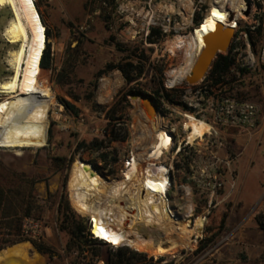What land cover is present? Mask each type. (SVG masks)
Listing matches in <instances>:
<instances>
[{"label": "rangeland", "instance_id": "rangeland-1", "mask_svg": "<svg viewBox=\"0 0 264 264\" xmlns=\"http://www.w3.org/2000/svg\"><path fill=\"white\" fill-rule=\"evenodd\" d=\"M191 1L193 12L189 16L181 0H117V11L108 28L101 12L91 11L94 5L86 8L88 0H34L45 27L46 45L50 44L52 69L43 71L42 79L47 85L39 88L42 91L36 96L12 98L0 94V136L4 141L0 162L8 170L24 176L18 183L24 194L30 191L29 180L36 182L33 194L37 198L36 206L42 210L35 211L32 218L19 213L7 222L14 227L21 226L25 236H37L39 242L52 247L53 257L49 258L37 252L31 243H20L26 248V244L31 245L30 254L40 260L39 264H112L118 260L116 252L120 248L145 255L144 264H264V231L256 219L258 216L264 219V63L259 56L264 34V0H252L250 16L244 15L238 28L239 33L248 27L254 28L251 30L256 45L249 38L237 40L239 51H232L235 65L225 81L213 86L207 75L204 81L193 85L195 89L205 86L235 89L240 99L260 108L255 128L247 130L221 124L215 127L217 135L212 131L207 144L195 142L188 153L183 150L176 155L173 151L167 156L172 166L168 192L172 208L186 215L187 207L192 206L191 213L185 217L190 239L180 240L178 234L172 237L156 233L154 237H160L172 248L155 254L127 246H98L85 238L82 243L74 244L69 231L62 230L64 215L58 212V206L63 196L77 217L86 220V232L95 239L91 216L79 212L73 202V165L80 161L96 164L100 175L108 181L122 178L126 171L123 161L141 143L138 124L145 119L140 114H145L148 120L156 117L131 92L156 98L158 115L165 117V120L162 117L164 127L175 131L177 143L187 138L183 130L186 119L177 106L186 100L190 85L184 81L175 86L170 84L172 77L187 63V54L170 43L177 38L186 40L197 28L196 18L204 19L211 3V0ZM12 18L10 7L0 6V86L13 75V55L18 49V44H12L5 35ZM261 23L263 31L259 36L254 30ZM152 28L164 34L163 38L156 35L155 43L147 40ZM139 59L146 64L144 74L128 84L117 66L129 60L137 64ZM72 65L73 73L60 85L59 73ZM109 65L116 68L106 70ZM115 74L121 76L124 85L109 104H102L99 97L108 91L103 88V82L113 79ZM50 92L52 106L51 98L48 105L43 96ZM69 94L80 100L75 101ZM125 97L117 116L123 118L128 140L106 141L105 145L110 147L102 151L80 147L81 143L106 139L109 120L105 114ZM61 98L78 107L77 117L65 110ZM3 129L17 143L7 145L1 133ZM107 153L109 157L104 162L102 154ZM108 205L109 200L103 202L100 210ZM114 212L119 214L118 209ZM200 218L204 224L198 228L196 221ZM3 223H0V232L9 229ZM212 237V241H206ZM14 246L0 252V257Z\"/></svg>", "mask_w": 264, "mask_h": 264}, {"label": "bare ground", "instance_id": "bare-ground-1", "mask_svg": "<svg viewBox=\"0 0 264 264\" xmlns=\"http://www.w3.org/2000/svg\"><path fill=\"white\" fill-rule=\"evenodd\" d=\"M181 2L185 12L191 16L192 1ZM0 6H8L12 11L13 18L5 30V35L12 44H18L13 55V75L0 86V94L11 95L12 98L36 96L37 77L46 48L45 27L37 6L34 0H0ZM248 8V0H211L207 15L194 32L186 40L177 38L170 43L176 50H183L187 54V63L176 75L171 76L172 79L170 77V84L179 85L192 73L205 48L204 38L208 34L215 33L220 25L229 26L232 15L236 17L233 25L237 27V20L245 17ZM231 42L230 38L229 43ZM104 81L103 88L108 91L100 95L99 102L107 105L123 87L124 82L119 74ZM50 95L51 93H43L48 105ZM139 117L145 121L138 124L142 146L139 147L141 151L133 167L121 179L108 181L92 165L81 161L75 163L71 181L72 198L79 212L91 216L92 234L106 246H127L160 254L169 252L172 247L153 235L163 232L172 237L178 234L180 240L188 239L187 234H191V231L188 230L189 222L185 223V217L191 213L192 206L187 207L186 215L178 214L168 198L167 168L159 165L158 171L154 172L150 168L152 164L148 163H158L173 147V139L166 132L163 118L158 115L155 119L148 120L143 113ZM186 121L185 128L192 130L188 137L190 142L212 130L211 125L192 116H188ZM144 161L148 165L141 168ZM108 200V207L100 210L101 204ZM115 209L119 210L118 215L114 212ZM203 224V218L196 221L198 228L203 227ZM12 250L17 255L28 254L24 245L16 246ZM8 252L9 250L0 257V264H6Z\"/></svg>", "mask_w": 264, "mask_h": 264}, {"label": "trees", "instance_id": "trees-1", "mask_svg": "<svg viewBox=\"0 0 264 264\" xmlns=\"http://www.w3.org/2000/svg\"><path fill=\"white\" fill-rule=\"evenodd\" d=\"M94 5L92 8V12L100 11L103 20L106 23V26L112 24L113 15L117 11V0H88L86 4V8ZM202 18H196V26L198 27L201 22ZM263 25L262 23L256 27L254 32H256L259 36L262 35ZM248 38L252 41V44L255 46L256 42L253 40V31L248 27L247 28ZM158 35L159 38H163L164 34L161 30L156 28H152L151 34L148 36L149 43H155L157 40L154 37ZM239 32L237 33V36ZM50 37V34H48ZM159 38H157L159 40ZM47 43V41H46ZM120 47L119 44H117ZM52 54L50 49V44L46 45L44 53L41 58L40 63V72L37 77L36 82V91L40 93L42 89L39 88L47 85L43 79V71H48L52 69ZM235 65V56L232 54V49L228 54H221L219 57L214 61L213 66L208 74V79L212 80V85L217 86L225 81L229 73L231 72L232 67ZM72 65L70 68L66 69L63 68L62 71L58 75V83L60 85H64V79H67L72 73L73 68ZM146 64L143 62L142 59H139L137 64L133 60H129L125 64H121L117 66L123 73L124 77L128 84H132L135 81H138L142 75L144 74ZM116 68L115 66L109 65L106 67V70H113ZM245 72V70H242ZM51 93V92H50ZM133 95H139L140 92H131ZM159 94V92H157ZM75 101H79L80 98L78 96H74L73 94H69ZM156 100V98H153ZM126 101V97L119 101L114 107L108 110L105 114L107 120H109L108 130H106V139L98 142L95 141L91 144L81 143L80 147L82 148H93L95 151H102L110 146H106L105 142L109 141L112 142H125L128 140L129 132L125 129L122 122V117H118V113L120 110L122 111V104ZM61 104L64 106L65 110L74 116H78L80 110L78 107L71 102L60 99ZM53 104L52 93H51V106ZM2 135L6 138V144L17 143L14 139L10 136L6 129L1 131ZM4 145V141H2V136H0V147ZM109 157L107 154H102V160L105 162ZM117 161V159L115 160ZM95 168L100 169L96 164L94 165ZM23 175H20L16 172H12L8 170L3 163L0 162V223H3L8 226L6 232H0V252L6 249L8 246H14L23 242H29L33 245L37 252L42 255H47L49 258L53 257V249L51 246L47 245L44 241L39 242L37 240V236H32V234L25 236L22 234V228L11 226V222H7L8 220H13L18 217L19 213H22L25 217L32 218L33 213L35 211L42 210V207L36 206L37 205V198L33 194L35 190L36 182L29 180L30 191L27 194H24L23 189L18 183L22 182ZM9 185V186H8ZM48 194H50L49 189L47 190ZM58 212L63 213L64 220L62 221V230H68L71 235V242L72 243H82V238L87 239L89 243H93L95 245L101 246L104 243L97 240L96 238L93 239L90 232H86L85 223L86 220L77 217L75 212L70 207L69 202L66 200L64 202L63 196L60 199ZM257 223L259 224L260 228L264 231V219L262 216H258ZM32 233V232H30ZM17 237V238H14ZM215 237V236H213ZM212 238L207 239L206 241H212ZM41 239V238H39ZM105 245V244H104ZM118 260L116 263L112 264H138L141 261L142 264L144 259L146 258L145 255L140 254L138 252H130L127 249L120 248L117 250ZM143 259V260H140Z\"/></svg>", "mask_w": 264, "mask_h": 264}, {"label": "built area", "instance_id": "built-area-1", "mask_svg": "<svg viewBox=\"0 0 264 264\" xmlns=\"http://www.w3.org/2000/svg\"><path fill=\"white\" fill-rule=\"evenodd\" d=\"M243 38H248V33L246 30L239 33L235 42ZM235 42L233 43L232 51L238 52L239 50L236 48ZM259 56L262 62L264 63V34L260 43ZM186 94L187 95L185 96V98L187 101H181L182 103L179 102L177 106L180 111L179 113L184 116L185 119H187L188 116H192L196 119L206 122L207 124L211 125L212 130L208 133H205L202 137L190 142L188 137L189 133L192 130L185 128V124L187 122L186 121L184 123L183 130L184 133L188 134V136L183 141L177 143L175 131H172V128L165 127L167 134L171 137V139H173V147L171 148L170 152L165 154L164 158H160L158 162L159 164L157 163V161H151L148 163L152 164L150 168L154 172L158 171L159 165H162L167 168L169 186L170 172L172 170V166H170L167 162L168 154H171L173 151H175V154L178 155L179 153H182L183 150L188 153L193 147V143L195 142H198L197 144H207V139L213 135L212 131H214V133H216L217 135L218 132L215 127H218L221 124L228 127L250 130L252 128H255L259 119L258 106L249 100L240 99L237 96L235 89L228 90L225 87L219 86L216 88H212L211 86H205L203 88L195 89L193 85H190V88L188 89ZM167 108H169V106ZM162 117L165 120V117ZM184 141H186V143H184ZM141 146L142 144L139 145V147ZM140 151L141 150H139V148H136L132 149L129 152V154L123 161L124 170H126L125 172L129 171L133 167V164L138 159ZM147 165V162L144 161L142 162L140 167L143 168ZM125 172L123 173V176L125 175ZM90 219L92 221V218Z\"/></svg>", "mask_w": 264, "mask_h": 264}, {"label": "water", "instance_id": "water-1", "mask_svg": "<svg viewBox=\"0 0 264 264\" xmlns=\"http://www.w3.org/2000/svg\"><path fill=\"white\" fill-rule=\"evenodd\" d=\"M249 1L248 11L245 16H250L252 10V0ZM235 15L230 17L229 26L220 25L215 33H210L204 38L205 48L199 55L196 64L192 70V73L186 78L184 82L189 85H196L205 80L209 74L214 61L221 54H228L237 38L238 27L240 26V20H237V27H234ZM230 38L232 42L229 43ZM134 98H141L144 102L147 112L151 116H158L160 113L158 105L154 99L147 95H134ZM92 167H94L92 165ZM95 168V167H94ZM96 169V168H95ZM97 172L98 169H96Z\"/></svg>", "mask_w": 264, "mask_h": 264}, {"label": "crops", "instance_id": "crops-1", "mask_svg": "<svg viewBox=\"0 0 264 264\" xmlns=\"http://www.w3.org/2000/svg\"><path fill=\"white\" fill-rule=\"evenodd\" d=\"M258 109H259V117H260V108L258 107ZM26 245H27L26 249H27V253H28L27 255H22V254L17 255V254L13 253L12 249L15 248L16 246H19V245H16L12 248L7 249V250H9V252H8L9 256H7L6 264H39L40 260L32 257L30 254L31 245L30 244H26ZM6 251H5V253H6Z\"/></svg>", "mask_w": 264, "mask_h": 264}]
</instances>
